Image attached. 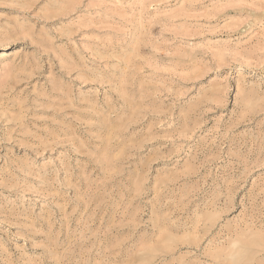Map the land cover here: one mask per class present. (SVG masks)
<instances>
[{
	"label": "rangeland",
	"instance_id": "1",
	"mask_svg": "<svg viewBox=\"0 0 264 264\" xmlns=\"http://www.w3.org/2000/svg\"><path fill=\"white\" fill-rule=\"evenodd\" d=\"M0 264H264V0H0Z\"/></svg>",
	"mask_w": 264,
	"mask_h": 264
},
{
	"label": "clouds",
	"instance_id": "2",
	"mask_svg": "<svg viewBox=\"0 0 264 264\" xmlns=\"http://www.w3.org/2000/svg\"><path fill=\"white\" fill-rule=\"evenodd\" d=\"M233 247H237V245L234 244Z\"/></svg>",
	"mask_w": 264,
	"mask_h": 264
}]
</instances>
